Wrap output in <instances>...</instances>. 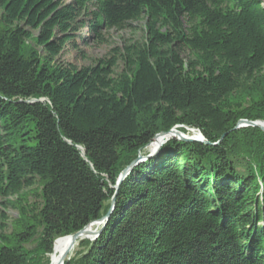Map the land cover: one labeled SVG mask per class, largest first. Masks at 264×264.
<instances>
[{"label":"trees","instance_id":"trees-1","mask_svg":"<svg viewBox=\"0 0 264 264\" xmlns=\"http://www.w3.org/2000/svg\"><path fill=\"white\" fill-rule=\"evenodd\" d=\"M142 22L92 66L60 59L85 28L104 45ZM242 120L264 122V0H0V264H50L178 127L210 145L135 167L64 264H264V133Z\"/></svg>","mask_w":264,"mask_h":264},{"label":"rangeland","instance_id":"rangeland-1","mask_svg":"<svg viewBox=\"0 0 264 264\" xmlns=\"http://www.w3.org/2000/svg\"><path fill=\"white\" fill-rule=\"evenodd\" d=\"M63 2L70 3L71 0H61ZM93 10V9H92ZM145 23H133L131 27L124 31H110L106 32L105 37L107 39V43L104 45H99L96 43V40L93 36V34L89 31L88 28L83 29L77 34V37L75 39V45L69 44L62 56L60 57L61 61L67 64H71L76 66L79 69H82L84 67L92 66L95 64L96 61L100 59L106 58L110 51L113 48H123L124 44L130 41H141L143 39V33H144ZM123 69V65L119 64L117 72L120 73ZM195 130V131H193ZM179 132H182L178 130ZM189 131V132H188ZM186 133L182 132L183 135L188 139H195L198 140L195 136H198L197 129H191L189 128ZM202 134V133H201ZM176 140V139H174ZM171 139H165V145L170 142ZM179 141V140H178ZM200 143V142H198ZM164 147V146H163ZM149 154V149H146L145 153L143 155ZM36 189V187H33L32 190ZM29 191V190H28ZM32 193H30V201L34 202L36 198L34 196H31ZM8 230L7 233L11 232V223L14 220L19 219V212L14 209H9L8 213ZM107 222H102L101 224H97L92 228L93 232H96V236H89V241H95L104 230V227ZM101 232V233H100ZM100 233V234H99ZM85 240H88L87 238ZM84 241V240H82ZM81 242V241H80ZM80 242L76 244L74 250L70 254L68 259L73 258L76 256L79 252L83 251V248H81ZM49 263L51 264V256L48 257Z\"/></svg>","mask_w":264,"mask_h":264},{"label":"water","instance_id":"water-1","mask_svg":"<svg viewBox=\"0 0 264 264\" xmlns=\"http://www.w3.org/2000/svg\"><path fill=\"white\" fill-rule=\"evenodd\" d=\"M249 127L257 128V129L261 130L264 133V122L263 121L251 122V121H248V120H242V121H240L238 123L236 129L249 128ZM180 129H181V127H178V128H175V129L171 130L170 132L157 134L155 136V138H154V141L159 139V138H161L162 139L161 144H159L154 150L149 151V154H147V155L140 154L138 156V158L128 168H126V170H124V172L120 175L116 186L113 187L115 189L116 193H115L114 198L112 199L111 209H110L109 213L107 214V216L104 217L103 219H101L98 222L92 223L91 225H89L88 227H86L82 231L78 232L77 234L69 236L71 238V240H72L71 241V245H70L69 249L66 251V253L64 254L60 264H64L65 261L68 260L72 250L75 248L76 244H78L81 236L86 232V230L89 227L96 226L97 224H101L102 222L105 223V222H107L110 219L112 213L114 212V210L116 208V199H117V196H118V193H119V190H120V186L122 185L124 180L129 176V174L132 172V170L135 167H137L139 164H142V163H144V162L156 157L160 153V151L162 150L163 146H165V142H164L165 139H171V140L176 139V140H179L181 142H187V143L200 142V143H203V144H206V145H210V143L204 138V136L202 134H201V136L200 135L195 136L196 138H198V140L188 139V138H186L183 135L182 132L178 131ZM184 129L186 131L189 130L188 127H184ZM152 143L147 147V149H149V147L152 145ZM79 150L82 152V156L85 157V152L81 148H79ZM96 235H97L96 232H93V231L91 232V236H96ZM87 239L90 240L89 238H87Z\"/></svg>","mask_w":264,"mask_h":264},{"label":"bare ground","instance_id":"bare-ground-1","mask_svg":"<svg viewBox=\"0 0 264 264\" xmlns=\"http://www.w3.org/2000/svg\"><path fill=\"white\" fill-rule=\"evenodd\" d=\"M161 142H162V139L161 138L155 140L152 143V145L149 147V151L154 150L159 144H161ZM93 227L94 226H91V227H89L86 230V232L81 236L79 242L82 241V240H85L86 238H88L89 236H91V232L93 231L92 230ZM71 241L72 240H71L70 237H66V238L59 239L56 242L55 248H54V252L51 255V264H60L61 263V260H62V258L64 256V254L66 253V251L69 249V247L71 245Z\"/></svg>","mask_w":264,"mask_h":264},{"label":"built area","instance_id":"built-area-1","mask_svg":"<svg viewBox=\"0 0 264 264\" xmlns=\"http://www.w3.org/2000/svg\"><path fill=\"white\" fill-rule=\"evenodd\" d=\"M193 131H195V130H193ZM197 132H198V135H200V136H201V132H200L199 130H197Z\"/></svg>","mask_w":264,"mask_h":264}]
</instances>
